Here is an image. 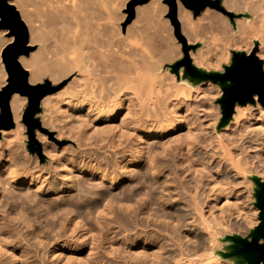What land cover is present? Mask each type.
<instances>
[{"label": "bare ground", "instance_id": "1", "mask_svg": "<svg viewBox=\"0 0 264 264\" xmlns=\"http://www.w3.org/2000/svg\"><path fill=\"white\" fill-rule=\"evenodd\" d=\"M35 1L29 9L27 0H10L28 24L29 42L40 44L36 55L19 61L31 69L32 84L76 71L74 82L45 96L41 108L43 125L58 138L76 139L79 150L45 140L49 166L23 158L19 145L11 142L13 149L7 141L24 128L27 98L12 96L15 125L0 144V264H113L117 258L123 264H241L226 240L233 230L258 224V208L240 203L236 186L264 182V106L257 96L254 105L238 104L232 122L220 127L203 115L212 105L199 99L213 82L209 71H221L236 51L255 52L264 69V0H223L241 16L235 20L206 10L195 21L221 33L217 53L213 44L212 58L194 53L198 64L195 58L191 68L169 72L160 71L136 27L120 34L108 23L86 26L91 13L88 20L80 16L79 0ZM178 15L195 38L191 13L179 4ZM6 32L0 47L13 39ZM130 39L136 41L130 48H138L129 53L123 45Z\"/></svg>", "mask_w": 264, "mask_h": 264}, {"label": "rangeland", "instance_id": "2", "mask_svg": "<svg viewBox=\"0 0 264 264\" xmlns=\"http://www.w3.org/2000/svg\"><path fill=\"white\" fill-rule=\"evenodd\" d=\"M27 1L30 2L29 3V9L30 8L31 9H34L35 7H37L36 6L37 5V1H35V0H27ZM77 1H76V3H77ZM85 1L86 0H84V1L83 0L82 1L79 0V2H78V4L79 3H82L81 5L79 4V6H81V9H79V10H81V11L84 10L83 13L80 11L81 12L80 16H86L87 19L86 18L85 19L88 20V16H89L88 13L89 14L91 13L90 16H89V18H90L89 21L91 23L87 21L85 23V25L87 23H89V24H87L88 26L91 25V27H96V28H99V29H101V27L103 26L102 28L105 29L104 27L108 23V26H106V27H111L112 26L110 29L111 30H114L115 31L114 33H117V31H118L120 34H123V33L124 34H127V28L136 27V29L139 31V33L140 32L142 33L140 37L143 38L141 40L142 43H145L144 44V48L145 49L147 48V50L149 49L148 50L149 51V55L151 54L152 56H155L153 59L154 60H157L158 59V63L162 66V69L160 70L161 72H166V71L169 72L171 70L172 71H179L180 69L186 67V62L187 61H190V63L193 64L194 61H195V58H196V62L195 63L198 64L197 61L198 62L201 61V58L198 59L200 57V55H201V53H199V52H201V51H203L202 52V56L203 57L205 55H208V56H205V57H207V59H208V57H209V59L212 58L214 56L213 54L217 53V50H218L217 44H219L221 42V40L219 42V39L222 38L221 33H219V31L216 30V29L215 30L217 32H215V30L210 31V30L204 29L202 23L200 24V21H197V22H199L198 24L195 21V20H198V18H200L203 14H205L206 10H210V12H212V11L213 12H216V13L220 14V16H223V17L227 16V17H229L232 20H235V19H238V18L241 17L240 15H238V13H236L234 11H227L226 10V7H224L223 4H222L223 3V0H211V1H215V2L216 1H219V6L221 7V9L220 8H217V7H209L208 6L204 10H202L197 16L194 15V12L192 10L187 9L179 1V4L185 10H187V11H189L191 13V18L193 20L192 21V26H194L192 29L194 30V33H196V37L195 38H197V39H195L194 37L191 36L189 27H188V30H186L187 29L186 21L179 17V15H178L179 14V7H178V14H177V19H178V22H179V27H177L172 22V20H170V18L168 17L169 7H168L167 4L164 3V0H159L155 4H151V5H150V3H147V4H144V5H138V6H136L135 9H134V16H133V18L131 20H130L129 8H128V5H129V3H130L131 0H98V1L97 0H93V2H92V0H88V1H86L87 3ZM89 1L91 2V4L89 3ZM32 3H34V4H32ZM85 3L87 4V6L86 5L84 6ZM96 3H97V7L98 8L96 7V5L94 6V4H96ZM10 4H12L13 6H15V4H13V3H10ZM31 4H32V6H31ZM98 4H99V6H98ZM83 6L86 7V9L85 8H82ZM15 8L17 9L16 6H15ZM17 10H18L19 13L21 12L20 9H17ZM107 10H108V14L109 15L106 14L107 13ZM139 10H140V12H139ZM95 12H97L96 15H95ZM85 13H86V15H85ZM228 13H232L233 14V17H231ZM91 15L94 16V17H92ZM106 15H107V17L109 16L108 17V18H110L109 20L107 19ZM20 16H21V13H20ZM82 18H81L82 21L85 20L84 17H82ZM95 18L97 19V21L95 20ZM22 20L24 21L23 18H22ZM94 21L96 23H94ZM92 22H93V24H95V26L92 25ZM103 22H104V24H103ZM24 23L26 24L25 21H24ZM109 24H110V26H109ZM26 25L28 27V24H26ZM85 25H84V23H82V26L85 27ZM204 30H206L205 33H204ZM2 31H4V29H0V32H2ZM207 33H208V35H207ZM210 33H213V34H210ZM214 34H215V36H213ZM0 36H1V33H0ZM5 36L8 37L7 32H6ZM210 38L212 40H210ZM130 40L132 42L128 43ZM130 40L127 42L128 43L127 46L126 45L125 46L123 45L124 50L126 51L128 49L127 51L129 53H130V49L131 48H134V49L138 48L137 46H136V48H135V46L132 47V45H135L133 43H136V41H134V39L133 40L130 39ZM139 40H137V42L140 43ZM208 40H210V42ZM213 40H214V42H212ZM131 43H132V45H131V48H130V45L129 44H131ZM208 44L211 45V47L214 44V47L216 46L215 47L216 48V51H215V48L214 47L211 48ZM29 45L32 47L31 48L32 50L30 51L29 55L31 53L34 54V55H36L38 53V49H39L40 44L39 43H33L32 44V43L29 42ZM206 46H208V47H206ZM2 49H3V47H0V67H1L0 68V76H1L0 77V89L6 83L7 78H8L7 72L5 70V67H4V64L2 62V58H1ZM212 50H214L215 53ZM131 51H133V50L131 49ZM208 52H210L211 55H209ZM236 52H243V51H236ZM194 53L198 54L197 57L198 56L199 57L197 58L196 57V54H194ZM192 54H194V55H192ZM164 57H165V59H164ZM167 57H169V58H167ZM257 57L259 58V56H257ZM207 59L205 58V60H207ZM232 59H233V57L228 62H226L225 64H222L220 66L221 67V71L220 70H217V69H214V68H212V69L210 68L213 71H209V72H211V73L224 74L225 73V68L232 65ZM259 59H261V58H259ZM45 63H47V62H45ZM45 63L43 65L41 63V65L44 68L46 66ZM222 66H223V68H222ZM205 67H206V69H208V67L206 65H205ZM24 68L29 72V75H30L31 69L30 68H26V67H24ZM45 73H47V72H45ZM76 75H77L76 71L73 70V71H71V73L69 72L65 76H62L60 78V80L59 79L58 80H55L50 75L46 74L36 84L45 83V81H49L50 84H51V86L55 88V91L52 94L47 95V96H52L53 95V97H55V96H58V94H59L60 91L66 89L68 86H70L72 84V82H74V79L76 78ZM166 78H167V76L164 77V79H166ZM228 83L229 82L222 83L220 81H217V82H212L210 85H204L203 86L204 87V90H202V91H205L206 90L207 93H205L206 94L205 95V94H203L204 93L203 92L202 95H205V97H202V96H200L201 98L199 97L200 98L199 100H201V101L202 100H206V103L204 101H202V103H201V104H203V106L205 108L207 106H209V105H212V106H209L208 108H206L208 110L207 112H209V113H207V112L206 113L209 114V115H207L205 113V109H204L203 115H206L205 116L206 118H208V116H209V119H213V120L217 121V123L220 125V127H222L224 125L230 124L232 122V118H233V116H232V118L226 124L222 125L221 121H222L223 114H222V106L220 104V99H221V97L223 95L222 87L225 86V85H227ZM217 88H218V91L219 92L217 91ZM210 90L211 91L213 90V91L210 92ZM214 91L216 93H214ZM210 93H212V94H210ZM207 95H208V98L207 99H209V100L206 99V96ZM212 95L213 96L215 95V97H212ZM255 98H256V96H255ZM255 98H254V102L253 103H248V104L254 105L256 103V101H257V100H255ZM257 99H258V97H257ZM27 105H28V100H27V103L25 105V109H26ZM236 105H238V104H236ZM244 105H242V106H244ZM25 109H24V111H25ZM24 111H23V113H24ZM35 118L39 121V126H36L35 125L34 128H33V130L32 131H29L27 125L23 121V114H22L21 123L24 125L23 126L24 127L23 130L19 131V133L20 132L21 133L16 138H14L15 136L12 137L11 138L12 141H11V139H9L10 142L7 141V143H9V145H10L11 142L12 143H15L16 145L18 144L19 146H17V147H19V151H20L21 155H23V158H25L26 160H29L31 163L33 162V164H32L33 166H35L36 164H38L39 167H44V166L46 167V166H49L50 165L51 157H49V155H46L44 153V151H43V147H44L45 140H47L48 142L55 143V145L57 146V148H61L62 149L64 147L63 150H65V149H71V148L73 150H75V149L76 150H79L78 149L79 148L78 145H76L77 144L76 139H73V137H71L72 138L71 139L68 136L58 138V136H57V133H58L57 130H52L50 127L43 125L44 118H43V110H42V108H41L40 112H38L35 115ZM232 128H231V130L234 131L235 128L234 127H232ZM12 129H9V130H12ZM5 131L4 130H1L0 131V137H1L0 138V144L4 142L2 140V138H3L2 135L3 134H8L7 132H12V131H6V132ZM18 137H19V139H17ZM19 142H22V144L21 143L19 144ZM12 143H11V147L13 148V145H15V144L12 145ZM20 145H24V150L22 149L23 146L20 149V147H21ZM84 148L87 149V147H83L82 149H84ZM89 148L90 147H88V149ZM93 149H94V147H93ZM21 150H23V151H21ZM24 151L26 152V154L24 153ZM96 152H97V150H96ZM104 152H105L104 149H101V150L98 151V153H100V154H104ZM245 183L247 184V182H245ZM245 183H242V185L241 184L238 185L239 187L236 186V189L237 188H239V189H241V188L242 189H245V187L243 186V185H245ZM239 189H237L238 190V192H237L238 193V198H239L240 201L242 199L245 201L244 202L242 200V202H240V201L239 202L240 203H243V204L244 203H246V204H253L255 206V203H256L255 190L257 189V186L252 185V184H249V185L247 184L246 185V189L245 190H242L241 189L243 192L240 191V194H239ZM245 195L246 196L248 195V197L250 198V200L249 199H247V200L244 199L243 197H245ZM245 198H247V197H245ZM246 201H248V202H246ZM259 213H260V210L258 209V211L256 212V215H255L256 220L258 221V223L260 222V220H259ZM226 217H229V216H226ZM234 220H235V218H234ZM256 225H257V223L256 224L255 223L254 224H251V226L249 225L248 227H245L246 228L245 230H244V228H242V230L244 232L242 230H240V228H238L240 231H238V229H236V230H233L232 232H230L228 234H231L232 236H239V237H243V238H250V233L256 227ZM226 243H227V246H228L227 252L230 254L231 251H232V247L231 246L233 245V242H231L230 240H226ZM163 252H164V256L163 257L166 258L169 255L168 254L169 252H166L165 253V250ZM81 256H84L85 257V254L83 255V252H82L81 253ZM84 257H82V259H84ZM112 263L113 264H123L124 263V260L121 259V258H117Z\"/></svg>", "mask_w": 264, "mask_h": 264}, {"label": "water", "instance_id": "3", "mask_svg": "<svg viewBox=\"0 0 264 264\" xmlns=\"http://www.w3.org/2000/svg\"><path fill=\"white\" fill-rule=\"evenodd\" d=\"M150 1L131 0L128 5L130 20L134 16L136 6L147 4ZM179 1L187 9L192 10L195 16L208 6L221 9L219 1L164 0V3L169 7L168 17L177 27H179L177 19ZM228 14L233 17L232 13ZM0 29L6 30L8 37H13L12 41L3 47L1 53L8 78L0 89V131L14 127L10 105L14 94H19L28 100V105L23 113V121L28 130L32 131L35 125L39 126L35 115L41 110L42 99L52 94L55 88L49 81L40 84L29 82V72L21 65L19 58L22 55L28 56L32 50L29 45L30 33L18 10L10 4V0H0ZM191 65L190 61L186 62L187 68H191ZM208 79L213 82H229L222 87L223 95L220 99L223 114L222 125L232 118L236 104L253 103L254 97L257 96L259 102L264 106L263 61L255 55V52L249 55L245 52H234L232 65L225 68V73H210ZM255 182L257 185L255 206L260 210V222L251 231L250 238L230 236L227 239L233 242L230 255L240 257L241 264H264V182L258 179Z\"/></svg>", "mask_w": 264, "mask_h": 264}]
</instances>
